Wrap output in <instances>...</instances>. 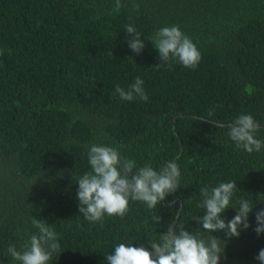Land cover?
I'll list each match as a JSON object with an SVG mask.
<instances>
[{"label":"trees","instance_id":"obj_1","mask_svg":"<svg viewBox=\"0 0 264 264\" xmlns=\"http://www.w3.org/2000/svg\"><path fill=\"white\" fill-rule=\"evenodd\" d=\"M0 0V264L38 230L54 228L61 245L49 264H107L120 243L151 250L169 224L206 233L194 217L200 189L235 181L225 222L238 201L253 205L239 237L223 231L220 264H259L264 233L254 229L264 209V148L248 153L228 136L241 114L260 124L264 141V0ZM139 5V10L133 8ZM126 25L145 44L128 46ZM179 26L201 53L190 70L163 63L150 38ZM140 77L147 102L115 93ZM222 125V126H221ZM117 148L122 158L159 171L179 166L177 190L155 208L129 201L124 217L92 223L79 212V177L91 171L92 145Z\"/></svg>","mask_w":264,"mask_h":264},{"label":"clouds","instance_id":"obj_2","mask_svg":"<svg viewBox=\"0 0 264 264\" xmlns=\"http://www.w3.org/2000/svg\"><path fill=\"white\" fill-rule=\"evenodd\" d=\"M122 6L121 0H115V7ZM139 10V5H133ZM125 32L131 37L128 46L134 54H139L145 47L141 34L133 25H126ZM150 42L159 53L161 63L176 61L182 66L195 70L201 53L179 28V26L158 29ZM0 55L3 51L0 50ZM144 81L137 77L127 90L117 85L115 93L121 100L132 102L139 98L147 102L149 97L144 90ZM222 126V125H221ZM229 138L238 149L248 153L259 152L264 148V141L256 137L260 124L250 114H241L228 125ZM91 171L82 176H74L78 184L77 199L79 212L84 219L92 223H102L105 215L124 217L129 211V201H138L155 208L166 197L177 190L180 171L174 161L167 162L159 171L150 164L136 167L135 161L122 158L117 148L105 145H92L87 151ZM235 181L221 182L218 186L200 189L202 202L198 205L206 209V214L194 217L201 228L210 235L205 240L201 233H189L183 226L169 224L159 240L150 241L151 250L145 247H133L120 243L106 256L107 264H220L224 251L222 240L212 233L223 231L228 238L239 237L241 230L250 227L249 213L253 205L247 200H239L236 215L228 222L221 215L230 208ZM257 235L264 233V209L256 212ZM38 231L18 250L15 244H9L6 254L15 264H49L53 255L59 253L61 245L58 235L48 223L36 218L32 221ZM259 264H264V249L256 256Z\"/></svg>","mask_w":264,"mask_h":264}]
</instances>
